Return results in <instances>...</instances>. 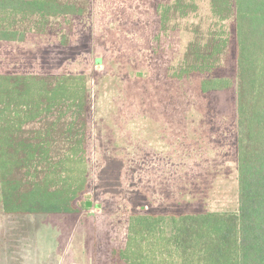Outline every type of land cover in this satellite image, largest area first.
<instances>
[{"label": "rangeland", "instance_id": "obj_1", "mask_svg": "<svg viewBox=\"0 0 264 264\" xmlns=\"http://www.w3.org/2000/svg\"><path fill=\"white\" fill-rule=\"evenodd\" d=\"M88 1L85 16L52 20L49 32L23 42H0V75L86 77L90 139L80 212L3 214L10 220L0 218V264H110L111 252L126 244L133 214L238 209L233 22L225 23L224 67L175 80L171 69L188 45L213 28L209 0H182L186 15L172 17L157 40V8L175 0ZM216 77L232 79L233 87L202 93L201 82ZM178 159L189 162L191 175L184 164L171 169ZM181 193L200 204L175 207ZM162 199L170 209L154 207ZM87 201L91 207L83 206Z\"/></svg>", "mask_w": 264, "mask_h": 264}, {"label": "trees", "instance_id": "obj_2", "mask_svg": "<svg viewBox=\"0 0 264 264\" xmlns=\"http://www.w3.org/2000/svg\"><path fill=\"white\" fill-rule=\"evenodd\" d=\"M213 28L187 47L171 78L224 67L236 39L238 209L129 217L124 248L110 264H264V0H209ZM88 0H0V42L45 34L51 21L88 14ZM182 0L159 5L156 40ZM233 80L206 78L202 93ZM85 76L0 75V203L7 215H73L87 190L89 127ZM85 207V203H82Z\"/></svg>", "mask_w": 264, "mask_h": 264}, {"label": "crops", "instance_id": "obj_3", "mask_svg": "<svg viewBox=\"0 0 264 264\" xmlns=\"http://www.w3.org/2000/svg\"><path fill=\"white\" fill-rule=\"evenodd\" d=\"M188 128V127H187ZM186 128V129H187ZM180 137H181V135H180ZM177 138H179V137H177ZM176 141H179V140H176ZM89 148H90V139L88 138V147H87V162H88V153H89ZM106 157H108L109 159H110V157L109 156H106ZM182 164H184V166L183 167H185V174H186V176H188V175H191L192 173H189L188 172V169L190 168V167H192L190 164H189V162L188 161H184V160H175V161H170V163H169V166L171 167V169L173 168V167H181L182 166ZM157 165V163L156 162H151V163H149V165H148V167H153V166H156ZM171 173H172V175H173V177H178L180 174L178 173V172H176V170H174V171H172L171 170ZM185 176V175H184ZM191 185V183H188V187ZM87 189H88V183H87ZM203 192V191H202ZM179 195H181V197H184V200H183V198H182V201L180 202V200L178 199V198H176L178 201H179V203L177 202V201H174V203L173 204H177V206H175V207H181L182 205H184L183 204V202H190V203H194L195 201L193 200V199H195L194 197H193V199L190 197L189 198V196H187L189 199H185L186 198V196H185V194L184 193H181V194H179ZM165 200V199H164ZM164 200L162 199L159 203H156L155 204V208L156 209H160V210H164V209H170L171 208V203H168L169 205H164V207L165 208H163L162 206H160V205H163L164 204ZM195 200H197L198 201V203H197V201L194 203V204H192L191 206L193 207V205H198V204H200V202H199V200L200 199H195ZM202 200V199H201ZM188 204V203H187ZM190 205V204H189ZM137 207V206H136ZM144 209H146L145 207H143ZM0 218H3V220H2V222L4 221V220H10V219H7V218H4V216H2L3 214L4 215H6V216H11V217H16V216H19V215H7V214H5L4 213V211H3V208H2V205H1V203H0ZM150 210V209H149ZM166 211V210H165ZM165 214H163V213H160V214H158V215H169V214H171V213H167V212H164ZM207 213H209V212H207ZM210 213H212V212H210ZM139 214H145L144 212L143 213H139ZM151 214H154V213H151ZM183 214V213H182ZM184 214H189V213H184ZM191 214H196V213H191ZM202 214V213H201ZM203 214H205V213H203ZM9 224V223H8Z\"/></svg>", "mask_w": 264, "mask_h": 264}, {"label": "water", "instance_id": "obj_4", "mask_svg": "<svg viewBox=\"0 0 264 264\" xmlns=\"http://www.w3.org/2000/svg\"><path fill=\"white\" fill-rule=\"evenodd\" d=\"M85 206H86V207H91V202L87 201V202L85 203Z\"/></svg>", "mask_w": 264, "mask_h": 264}]
</instances>
